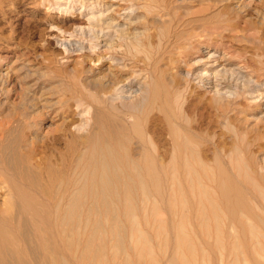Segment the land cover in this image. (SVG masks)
<instances>
[{"label":"rangeland","instance_id":"1","mask_svg":"<svg viewBox=\"0 0 264 264\" xmlns=\"http://www.w3.org/2000/svg\"><path fill=\"white\" fill-rule=\"evenodd\" d=\"M230 19L245 27L246 34L264 36V0H0V134L4 120L23 117L22 112L29 111L27 83L38 101L55 102L66 82H72L71 74L81 67L93 68L95 75L108 69L124 78L113 86L114 92L122 94L139 84L142 94L151 95L154 87L162 93L173 78L181 85L175 94L177 110L184 122L194 124L199 153L211 177H216L208 179L202 173L193 179L181 175L179 184L175 180L172 185L148 182L146 198L141 191L135 192L129 207L116 210L120 219L116 222L95 219L98 211L104 213L102 207H84V213H92L82 223L81 264H264V66L255 62L258 55L254 53L260 50L254 47L255 41L240 37L244 33L240 27L222 31L221 25L232 23ZM169 30H174L172 38L173 32L181 34L175 39L178 42L165 38ZM76 44L85 47L81 50ZM242 55L253 58L249 66L240 60ZM147 57H153L149 64ZM254 66L261 69L253 70ZM232 68L254 83L242 86V80L229 73ZM127 76L138 77L137 82L129 85ZM233 87L239 95L228 106L226 113L231 116L227 120L218 116L217 105L228 104L225 94ZM72 103L66 117L71 129L79 122L76 112L82 107ZM148 104H152L150 99L144 106ZM53 114L43 121L41 130L51 121L49 127L56 134L54 126L60 118ZM159 116L161 112L153 108L139 119L153 126L158 144L165 138ZM19 132L15 127L11 135ZM69 138L62 134L55 140L44 138L45 143L37 140L35 157L41 158V164L48 160L56 164ZM219 168L237 187L231 197H225L218 184ZM45 222L40 221L36 229L49 237L54 250L71 257L75 240L68 239L71 250L63 245L60 230L65 225L61 220ZM4 226L8 237L17 238L15 230Z\"/></svg>","mask_w":264,"mask_h":264},{"label":"bare ground","instance_id":"2","mask_svg":"<svg viewBox=\"0 0 264 264\" xmlns=\"http://www.w3.org/2000/svg\"><path fill=\"white\" fill-rule=\"evenodd\" d=\"M91 17L95 18L92 15ZM231 21L232 23H228V25H221L222 31L231 32L240 27L234 20ZM98 26L100 25L98 24ZM243 29L245 27H240V30ZM98 30L101 32L102 28H98ZM172 31L174 30L167 31V37L165 38L168 41ZM246 33L247 31H244L240 37L246 41H255L254 47L260 50L259 53H254L258 55L255 62L264 66V45L261 44V42L264 44V36H252ZM217 34L221 35L222 32ZM119 35L121 36V34ZM180 35H177V31L173 32L174 40ZM173 38L171 37V39ZM175 41L178 42L179 38ZM105 43L107 44L108 41ZM91 45L88 46L91 47ZM83 47L85 46L82 44L77 48L82 50ZM242 47L245 48V46ZM162 50L164 51L165 49L162 48ZM165 52L163 55L166 54ZM160 53L162 52L159 51ZM157 56L159 57V55ZM150 58L153 57H147L149 60L148 64L150 63ZM251 59H253L251 56L242 55L240 60L245 66H249ZM113 62L116 63L118 61ZM92 69L81 67L75 70L71 74L72 82H66V89L61 91L59 99L55 102L54 100H44L42 102L40 99L38 101L37 96L34 97L35 95L29 93L31 84L27 83L28 85L26 84L25 88L27 97H25L29 100V105H27L30 108L29 111L22 112L23 117L4 120L2 123V132L0 134V192H2L0 193L2 195V197L0 196V264H81L84 252V246L81 241L82 223L92 213H84V207L90 210L102 207L104 213H99L98 211L96 213L97 217L95 216L96 218H94L97 220L106 218L116 222V218L119 219L116 210L129 207L132 201L134 202L133 195L135 192L141 191L144 198L148 182L156 186L159 182L160 184L167 182L172 185L174 183L173 180L179 184L181 175L190 179L198 177L202 173L208 179L214 176L211 177L212 172L206 166L205 157H202L199 153L194 137V124L188 121L184 122L182 114L177 110L175 94L178 93L176 89L181 86L177 79L172 78L171 81L169 80L168 88L161 85L165 87L162 93H157L154 87L151 95L142 94V84H136L135 88L129 89L128 94H122L114 92L113 86L124 78L117 77L108 69L101 75H95L91 73ZM255 69H261V67L256 68L254 66L253 70ZM229 73L234 76L233 78L241 79L242 86L254 83L249 77L245 78L244 73L240 70L232 68ZM132 76L125 78L129 85L137 82L136 79L138 77L134 76L136 78L134 80ZM238 90V88L233 87V89L226 92L225 100L228 104L221 103L217 105L219 107L218 116H222L227 120L230 119L231 115L227 114L229 113L227 109L230 103L235 100ZM147 99H150L152 104L144 106V102H147ZM71 102H76L75 104L78 108L82 104V107L76 112L80 115V120L73 125V129L70 127V120L66 118L67 113L72 111L70 109ZM153 108L161 112L159 121L164 124L161 133H164L165 138L164 142L159 144L153 138L155 132L152 128L153 126L143 125L139 122L142 115L147 114ZM51 112H54V117L60 118L59 123L54 126L56 131H58L56 134L49 127L52 123L51 121H48L49 125L46 123L45 127L48 126L46 129L41 130L43 121L51 117ZM12 123H15V125L12 126ZM15 127L19 128L20 132L18 133L19 135L13 137L11 132ZM39 131H42L43 134H39ZM62 134H66L70 138L64 144V150L57 156L59 160L56 164L51 163L50 160L41 164V158H36L34 155L37 140L45 143L44 138L52 137V140H55ZM233 135L235 137V133ZM235 138H233L234 142H236ZM201 139L204 140L205 138ZM236 146L240 152L244 151L242 146L238 144ZM244 146L246 148V145ZM244 161H247V159H244ZM224 162L221 161V163ZM219 171V175L216 174L218 175V184L222 188V193L227 198L233 196V189L237 187L232 184L231 178L225 175L222 169ZM227 171L228 168L226 169ZM231 174L230 176H232ZM240 187L242 188L243 185H240ZM243 189H246V187ZM138 205L135 203L136 207ZM45 209H47V213ZM48 218L51 220H48ZM58 220H61L62 224L65 225L63 230L59 229L61 232L63 231V245L71 250L70 246L72 243H68V239L72 237L75 240L71 257H67L62 251L54 250L49 237L43 236L36 229V225L40 221H46L45 224H49L51 221L57 222ZM3 222L17 232V238L13 239L7 236ZM102 225L101 228H103ZM56 241L57 239H55ZM59 249L61 250L60 247Z\"/></svg>","mask_w":264,"mask_h":264}]
</instances>
